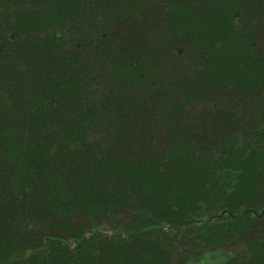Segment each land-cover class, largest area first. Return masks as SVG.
<instances>
[{
    "label": "trees",
    "instance_id": "trees-1",
    "mask_svg": "<svg viewBox=\"0 0 264 264\" xmlns=\"http://www.w3.org/2000/svg\"><path fill=\"white\" fill-rule=\"evenodd\" d=\"M194 233L264 264V0H0V264Z\"/></svg>",
    "mask_w": 264,
    "mask_h": 264
},
{
    "label": "rangeland",
    "instance_id": "rangeland-1",
    "mask_svg": "<svg viewBox=\"0 0 264 264\" xmlns=\"http://www.w3.org/2000/svg\"><path fill=\"white\" fill-rule=\"evenodd\" d=\"M187 231H191L188 229ZM197 235V234H196ZM195 233L190 236L184 235L185 237V250H179L173 255V262L183 260L185 264H225L231 259H242L248 258L249 251L247 245L244 242L238 240V237L232 239L229 243L223 245L215 250H201L192 249L191 242L197 240ZM190 236V237H189Z\"/></svg>",
    "mask_w": 264,
    "mask_h": 264
}]
</instances>
